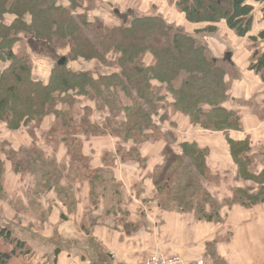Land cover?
<instances>
[{
    "label": "trees",
    "instance_id": "obj_1",
    "mask_svg": "<svg viewBox=\"0 0 264 264\" xmlns=\"http://www.w3.org/2000/svg\"><path fill=\"white\" fill-rule=\"evenodd\" d=\"M167 1H172V9L182 14L185 22L199 27L194 35L156 13H136L137 3L125 15L113 7L95 16L86 9L90 0H66L68 6L59 0H0V125L8 131L28 126L37 128L42 119L52 115L65 129L62 142L71 144L77 156L83 139L111 136L118 144L119 139L132 142L129 151L118 146L116 153L120 160L134 159L139 165L145 161L136 147L160 136L157 122L172 125L180 114L191 125L212 132L236 128V113L224 107L229 98L228 62L213 57L196 34L213 33L224 22L237 36L243 37L250 29L252 8L245 0ZM85 3L87 6L82 9ZM76 10L78 14H74ZM9 16L12 22L7 23L5 19ZM95 23L103 27L97 28ZM18 43L24 51L20 56L14 48ZM64 48L68 54L63 57V63H58L62 58L56 59L50 63L46 78L34 79L36 59L32 55L55 53L56 49ZM78 61L83 66L73 69L72 63ZM256 67L259 65L252 66ZM96 101L103 106L100 113L93 110L98 107ZM105 113L101 122L97 115L101 117ZM48 137L49 133L43 135L44 144L40 147L20 148L11 157L3 155L11 163L14 174L22 173L20 154L44 166L43 170L38 166L37 174L44 179L43 190L34 192V197L42 196L43 191L46 194L61 190L63 176L56 160L49 157L53 145L47 141ZM169 137L175 145L174 134L169 132ZM178 145L181 155L177 153L171 159L172 173L165 165L152 176L156 190L168 192L165 203L172 201L183 206L189 195L193 203L199 192L200 199L214 205L209 195L199 189V178L192 170L205 176L206 151L196 143ZM2 161L0 157V189L5 173ZM235 164L240 177L259 185L257 189L236 190L233 199L243 207L264 202V169L254 176L249 170L251 161L243 156ZM62 170L67 168L64 166ZM92 170L87 183L90 197L97 195L100 187L104 192L112 178L109 169ZM49 173L54 175L52 182L47 179ZM104 173L107 176L102 178ZM35 184L38 183L34 181ZM188 191L193 193L187 194ZM54 201V198L50 200ZM28 211L39 220L46 215L42 209ZM214 213L212 209L211 214ZM0 238L15 248L25 246L11 237L6 228H0ZM13 255L14 251L0 253V264H8Z\"/></svg>",
    "mask_w": 264,
    "mask_h": 264
},
{
    "label": "crops",
    "instance_id": "obj_2",
    "mask_svg": "<svg viewBox=\"0 0 264 264\" xmlns=\"http://www.w3.org/2000/svg\"><path fill=\"white\" fill-rule=\"evenodd\" d=\"M98 1H106L122 13L137 3L139 12L134 9L136 13H150L148 5L145 12H141L140 0ZM62 4L68 6L65 0ZM245 4L252 8L250 29L245 36H237L224 22L217 25L216 32L196 36L198 40L210 42L204 44L213 57L228 62L229 98L224 107L236 113L238 125L232 130L212 132L191 125L188 118L180 114L173 123L174 133L178 136L174 145L177 149L181 142H188L196 143L206 151L208 170L205 176L192 170L199 178V189L207 197L209 195L214 205L200 199L199 192L193 197V203L190 195L183 206L172 201L165 203L168 192L157 191L152 180V176L166 165L160 139L138 147L144 164L139 165L134 159L122 161L117 158V169H112L108 156L102 154L99 158L100 138L83 139L78 157L84 160V167L72 172L63 171L59 193L51 190L45 194L43 191L42 196L34 197L33 188H27L25 195H18V201L26 200L22 204L24 213L18 212L12 203L13 217L4 216L7 205L0 194V228H6L11 237L25 243L24 247L15 248L0 238V253L14 251L8 264H143L156 250L189 262L204 259L205 264H264V202L243 207L233 199L238 189L258 187L238 175L235 164L238 158L243 156L251 161L249 170L254 176L264 169V65L258 64L264 57V0H245ZM99 6L101 14L109 7L107 4ZM171 13L175 18L173 24L183 27L186 32L194 35L199 29L197 25L185 22L182 14L172 8ZM226 53H230L229 61L225 58ZM36 59L43 63L47 72L49 60ZM254 65L259 67L252 68ZM55 124L52 115L45 117L35 129L34 138L26 135L29 127L8 131L0 125V132L7 140L8 148L15 152L33 145L42 146L43 135L49 133L47 141L58 147L56 153L49 150V157L63 160L67 167V162L74 156L69 153L70 148L66 149L70 144L62 142L63 137L58 143L53 141ZM157 127L162 132L161 125ZM5 143L0 141L2 145ZM102 146L108 147L106 154H109L115 152L120 143L103 138ZM2 162L5 168L2 193H19L17 178H22L23 173L14 174L11 163L8 160ZM100 167L109 169L113 180L107 182L104 192L100 187L98 194L90 197L87 183L92 169ZM106 176L104 173L102 178ZM53 198L55 201L50 202ZM16 200L17 197L13 199ZM34 208L46 212L42 220L28 211ZM212 209L218 211L214 213V219Z\"/></svg>",
    "mask_w": 264,
    "mask_h": 264
},
{
    "label": "rangeland",
    "instance_id": "obj_3",
    "mask_svg": "<svg viewBox=\"0 0 264 264\" xmlns=\"http://www.w3.org/2000/svg\"><path fill=\"white\" fill-rule=\"evenodd\" d=\"M60 2H64V0H59ZM66 1V0H65ZM141 1H142V4H141ZM144 1V2H143ZM137 2V1H136ZM90 4H89V8H86V6H87V4L85 3V4H83L84 5V7L82 8V9H89V11H91V13H93V15H95V16H97L98 15V13H100V10H98L99 8L98 7H100L99 5H108L109 6V4L106 2V1H104L103 3H101V1L99 2L98 0H90V2H89ZM134 4V3H133ZM132 4V5H133ZM140 4H141V6H140V8L142 9L141 10V12H145V8L147 7V5H148V11H150V13H156V14H158V15H161V16H163L164 18H166L167 19V21L168 22H173L174 20H175V18H174V14H172L171 13V8H172V1H165V0H162V1H160V0H157V1H153V0H140ZM171 6H170V5ZM131 7V6H130ZM138 7V6H137ZM96 8V9H95ZM112 9L113 7H112V5H110L109 7H106L105 9ZM82 9H80V10H82ZM95 9V10H94ZM104 9V8H103ZM107 9V10H108ZM93 10V11H92ZM127 11V10H126ZM103 12V11H102ZM125 12V11H124ZM123 12V14L125 15V14H127V12L126 13H124ZM139 12V11H138ZM122 13V12H121ZM74 14H78V10H76L75 12H74ZM182 18H183V15L181 16ZM182 18H179V19H181L182 20ZM26 21L27 22H29L30 21V18H27L26 19ZM119 21V20H118ZM5 22H7V23H10V22H12V17H8V18H6L5 19ZM182 22V21H181ZM96 24V25H95ZM94 25H95V27H97V28H101V27H103L101 24H99V23H95ZM216 32V31H215ZM197 35V34H196ZM198 36V35H197ZM200 40V42L201 43H206L207 45H208V43H210L209 41H203L202 39H199ZM15 49H16V54L18 55V56H20V55H22V54H24V51H23V45L22 44H20V43H18V44H16L15 45V47H14ZM57 50V52H55V53H51V52H48L47 54H33L32 55V53H31V55L36 59V58H42V59H48L49 61L47 62V64H49L50 65V63L51 62H55L56 61V59H59V58H63L65 55H67L68 54V51H67V49H56ZM208 57H209V54H208ZM64 59V58H63ZM38 63H40V64H38ZM73 65H74V62L72 63ZM83 62H81V61H78V62H76V65L73 67V69H80V67H82L83 66ZM47 68H48V66H47ZM39 74V75H38ZM46 74H47V72H46V69L44 70V65H43V63H41V62H37V59H36V61L34 62V66H33V72H32V75H33V77L36 75V77H34V79H37V80H42V79H44V78H46L45 76H46ZM37 75L40 77H44V78H39V77H37ZM97 102V101H96ZM94 103H95V101H94ZM98 103V102H97ZM103 106H102V104H100V103H98V107L97 108H93V110L95 109V111H98L99 113L101 112V110L103 109L102 108ZM91 111H89V110H87V113L88 114H91L90 113ZM161 115V114H160ZM94 116H95V114H94ZM97 117L99 118V120H101V122H102V119L103 118H105L106 117V113H105V116H104V114H101V117H100V115H97ZM43 120V119H42ZM56 122V124H55V127H53L52 128V138H53V141L55 142V143H58L59 142V139H60V137H63V135H64V132H65V129H64V127H62L63 125H62V122H60V121H55ZM105 122V121H104ZM157 123H159V125H161V127H162V132H160L161 134H163V135H165L166 136V138H164L160 133V136H158V137H155V138H152L151 140H148L147 142H152V141H154L155 139H160V140H158V141H160L161 143H160V145H162V153H163V155H164V157H165V162H164V164H166V166L165 167H169L170 168V170H171V172H170V174L172 173V170H173V167H172V164H170L171 163V159L172 158H174V156L176 155L177 156V153H179V149H177L175 146H174V144L173 143H171V138L169 137L168 139H167V137H168V133L169 132H171V133H173V134H175L174 135V137H178L177 136V134L176 133H174V127H173V124L171 125L169 122H164V123H162V122H157ZM171 126H170V125ZM29 127V126H28ZM172 127V128H171ZM35 129H37L36 127H33V126H31V127H29V128H27V130H26V135L28 134L29 136H30V138H34V137H36L35 136ZM110 134V133H109ZM3 135L4 134H1V132H0V141L1 140H4L6 143L5 144H3V145H1V147H0V157H1V159H3L4 160V158H3V156H2V154L3 155H6V156H8V157H11L12 156V152H15V151H13L12 149H9L8 147H9V144L7 143V140H5V139H3ZM172 137V136H171ZM98 138H100L101 139V141L100 140H98V146H99V150H100V156H99V158L101 159L102 158V154L103 155H105V156H108L109 157V159H110V161L112 162V169H113V167H114V169H117V165H116V163H117V158H119V156L117 155V153H116V151L115 152H113V153H109V154H106V153H108V147H104V146H102L101 147V145H102V139H103V136L101 137H98ZM108 139L109 138H111V136H108L107 137ZM173 138V137H172ZM158 141H156V142H158ZM163 142V143H162ZM44 143V142H43ZM119 143H120V147L121 148H123L126 152L127 151H129V149H130V147L132 146V142L131 141H123V140H121V139H119ZM146 143V142H145ZM159 143V142H158ZM143 144V143H142ZM71 145V144H70ZM70 145H67L66 146V149L67 148H69L70 147ZM35 146V145H34ZM139 146H141V144L139 145ZM139 146H137L136 148L138 149V147ZM36 147H38V146H36ZM73 147V146H72ZM54 148V149H53ZM53 148H51L50 149V151L52 150V151H54L55 150V153H56V149H58V147L57 146H54L53 145ZM81 148V147H80ZM80 148H79V150H78V152H79V154H81L80 153ZM102 148H104V149H102ZM112 150H115V148H112ZM50 153V152H49ZM69 153H71L73 156H74V159L72 160V161H69V162H67L66 164H67V167L65 166V163L62 161L61 162V160L60 161H58V160H56V161H54L55 162V164L58 166V169H59V171H60V174L63 176V170L62 169H64V166L67 168V170L69 171V172H72V171H75V170H80L82 167H84V160L82 159V158H80V157H78V156H76L75 154H77V153H75V150H73L71 147H70V149H69ZM76 156V157H75ZM115 157V158H114ZM134 157V156H133ZM135 157H137V156H135ZM114 158V159H113ZM8 160V159H7ZM13 160L14 161H17L15 158H13ZM19 160H21V163H22V168H21V171H19V172H22L23 174H22V178L21 177H19V178H17V179H19V181L17 182V185H18V188H19V193H15V192H12V193H9V191L8 192H5V194L4 193H2V189H4V179H3V182H2V189H0V194H1V196H2V200L4 201V203L7 205V208H6V211H4V216H14V213H13V211H11L10 210V205H12V203H15V208H17L16 210H18V212H20V210H22V204L26 201L25 199L24 200H22V198H21V200H19L18 201V195H19V197H21L20 196V194H23V195H25V193H26V189L27 188H34L35 187V189H34V191L33 192H36L37 194L39 193V192H41L43 189H42V184H44L43 182H44V179L42 178V175H38L37 176V174H39L38 173V166L43 170L44 169V166L43 167H41L38 163H34L32 160H28V157H27V155H25V154H20L19 155ZM109 161V162H110ZM37 164V165H36ZM3 166V165H2ZM59 167H61V168H59ZM177 167V166H176ZM4 177V176H3ZM47 179H50L51 180V182L53 181V179H54V175L52 174V173H49L48 175H47ZM34 181H35V183H38L37 185L35 184L34 185ZM61 181H62V179H61ZM60 181V182H61ZM13 184H15V182L13 183ZM257 185H259V184H257ZM58 187V186H57ZM255 188L257 189L258 187L257 186H255ZM58 189H59V187H58ZM11 192V191H10ZM32 193V192H31ZM11 194L14 196V198H12L11 199ZM16 194H17V196H16ZM16 197H17V200L14 202L13 201V199H16ZM25 198V197H24ZM15 212H17V211H15ZM22 212L24 213V211L22 210ZM216 212H218L217 210H215V213ZM23 213H19L20 214V216L21 215H26V214H23ZM213 216H214V214H212ZM39 228V227H38ZM37 230V229H36Z\"/></svg>",
    "mask_w": 264,
    "mask_h": 264
},
{
    "label": "built area",
    "instance_id": "obj_4",
    "mask_svg": "<svg viewBox=\"0 0 264 264\" xmlns=\"http://www.w3.org/2000/svg\"><path fill=\"white\" fill-rule=\"evenodd\" d=\"M143 264H205L204 259L189 262L179 256H168L159 250L152 252Z\"/></svg>",
    "mask_w": 264,
    "mask_h": 264
},
{
    "label": "water",
    "instance_id": "obj_5",
    "mask_svg": "<svg viewBox=\"0 0 264 264\" xmlns=\"http://www.w3.org/2000/svg\"><path fill=\"white\" fill-rule=\"evenodd\" d=\"M117 12V11H115ZM225 58L229 61L230 60V53L225 54ZM64 59L62 58L58 63H63ZM260 65H264V57L258 62Z\"/></svg>",
    "mask_w": 264,
    "mask_h": 264
}]
</instances>
